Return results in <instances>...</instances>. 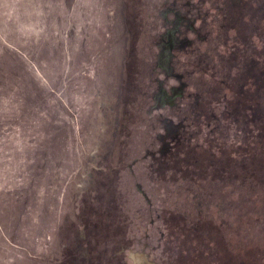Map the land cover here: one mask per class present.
<instances>
[{
	"label": "rangeland",
	"instance_id": "rangeland-1",
	"mask_svg": "<svg viewBox=\"0 0 264 264\" xmlns=\"http://www.w3.org/2000/svg\"><path fill=\"white\" fill-rule=\"evenodd\" d=\"M263 84L264 0H0V264H264Z\"/></svg>",
	"mask_w": 264,
	"mask_h": 264
},
{
	"label": "trees",
	"instance_id": "trees-1",
	"mask_svg": "<svg viewBox=\"0 0 264 264\" xmlns=\"http://www.w3.org/2000/svg\"><path fill=\"white\" fill-rule=\"evenodd\" d=\"M258 82V81H257ZM264 85V84H263Z\"/></svg>",
	"mask_w": 264,
	"mask_h": 264
}]
</instances>
